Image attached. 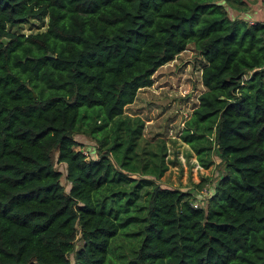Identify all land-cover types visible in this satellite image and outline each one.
I'll return each mask as SVG.
<instances>
[{
	"label": "trees",
	"instance_id": "trees-1",
	"mask_svg": "<svg viewBox=\"0 0 264 264\" xmlns=\"http://www.w3.org/2000/svg\"><path fill=\"white\" fill-rule=\"evenodd\" d=\"M241 3L0 0V264H264V21ZM188 43L204 89L179 137L201 167L218 157L207 194L160 186L164 142L123 110Z\"/></svg>",
	"mask_w": 264,
	"mask_h": 264
},
{
	"label": "rangeland",
	"instance_id": "rangeland-1",
	"mask_svg": "<svg viewBox=\"0 0 264 264\" xmlns=\"http://www.w3.org/2000/svg\"><path fill=\"white\" fill-rule=\"evenodd\" d=\"M245 7V3H241ZM251 22V21H249ZM45 27L43 20L29 19L15 27L17 32H34ZM204 63L201 55L193 48L192 43L174 55L172 59L158 66L152 73V83L139 88L132 102L124 106V113L137 115L143 121L142 138L148 142L163 140L166 148L165 162L167 169L158 178V184L164 187H176L189 190L194 194H207L210 184L218 175V157L212 153V163L203 168L198 165L194 154L186 143L181 141L179 133L184 120L189 116L196 103L197 95L204 89L200 82V70ZM73 137L80 144L83 152L92 155L95 140L87 134L74 133ZM60 170V182L67 190L64 180V165L54 162ZM142 196L138 197V200ZM201 198H199L200 200ZM197 202V198H196ZM139 217V212H132ZM139 226V220L134 218L130 223L121 227L110 247V254L119 261L121 253L127 252V247L135 242L132 235ZM71 260V254H69Z\"/></svg>",
	"mask_w": 264,
	"mask_h": 264
},
{
	"label": "crops",
	"instance_id": "crops-1",
	"mask_svg": "<svg viewBox=\"0 0 264 264\" xmlns=\"http://www.w3.org/2000/svg\"><path fill=\"white\" fill-rule=\"evenodd\" d=\"M243 5L238 7H227L228 13L231 16L242 17L248 21H264V0H241Z\"/></svg>",
	"mask_w": 264,
	"mask_h": 264
}]
</instances>
